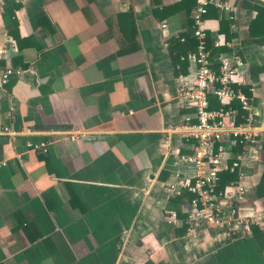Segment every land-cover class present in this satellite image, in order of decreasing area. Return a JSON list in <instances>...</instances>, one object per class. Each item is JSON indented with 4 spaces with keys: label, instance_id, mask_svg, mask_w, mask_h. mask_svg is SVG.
<instances>
[{
    "label": "crops",
    "instance_id": "1",
    "mask_svg": "<svg viewBox=\"0 0 264 264\" xmlns=\"http://www.w3.org/2000/svg\"><path fill=\"white\" fill-rule=\"evenodd\" d=\"M195 5L0 0V46L14 44L0 70L19 69L0 88V264H264V13L254 21L264 0H214L205 20L212 64L233 49L243 58L232 86L263 126L242 166L240 211L256 230L192 235L174 210L186 190L171 193L172 178L194 172L181 159L194 141L174 127L195 121L179 93L182 78L194 80L195 49L177 40L189 35Z\"/></svg>",
    "mask_w": 264,
    "mask_h": 264
},
{
    "label": "built area",
    "instance_id": "2",
    "mask_svg": "<svg viewBox=\"0 0 264 264\" xmlns=\"http://www.w3.org/2000/svg\"><path fill=\"white\" fill-rule=\"evenodd\" d=\"M213 3L214 0H196L190 30L191 36L196 40V47L187 55L196 66L195 76L191 82L182 78L179 90L185 104L194 108L195 121L192 122L186 116L185 123L174 127L185 131L186 136L194 141L192 152L181 157L194 172L189 177L176 173L169 184V190L171 193L186 190L193 194L188 201L184 221L187 231L192 235L203 228L223 226L228 228L227 234L231 236L250 232L251 226L256 222L253 218L247 219L241 215L240 203L248 192L242 166L244 156L249 154L252 145L256 143L263 126L257 122V107L244 93L232 86L242 82L241 74L245 68L239 51L233 49L220 55L217 70L212 68L205 20L208 7ZM217 5L221 9H229L226 3L219 2ZM221 44L219 39L214 41L215 46ZM13 45L9 41L8 45L0 46V57L9 55L8 49ZM18 71L19 69L10 66L1 69L0 88ZM210 93L217 97L219 108L211 107ZM235 100H238L241 110L246 112L242 122L237 120V110L231 104ZM5 129L8 130L6 127ZM35 147L43 151L47 149L44 142ZM4 164L0 161V166ZM223 172L235 173L237 180L220 188L219 180Z\"/></svg>",
    "mask_w": 264,
    "mask_h": 264
},
{
    "label": "trees",
    "instance_id": "3",
    "mask_svg": "<svg viewBox=\"0 0 264 264\" xmlns=\"http://www.w3.org/2000/svg\"><path fill=\"white\" fill-rule=\"evenodd\" d=\"M263 13H264V10L258 12V14H257V16H256V18H255L254 21L260 20L261 17L263 16ZM208 36H209V35H207V45H208L207 47H208V49H210V45L208 44V41H209V40H208ZM181 37H184L183 40H185L186 38H187V39H191V42H192V43H191V45H190L189 47H191L192 49H195V47H196V40H195L194 37L191 36L190 33H189V35H181L180 38H178L177 40H181ZM189 37H190V38H189ZM183 40H182V41H183ZM210 44H211V43H210ZM214 52H215V49L212 51V54H214ZM177 58H178V57H177ZM210 58H211V56H210ZM211 60H212V59H211ZM214 65H215V64H214ZM214 65L212 64V68L217 70V66H214ZM234 87H235V86H234ZM235 180H237V175H236L235 173L223 172V173L221 174V176H220L219 187H220V188H223L224 185H226V184L229 183L230 181H235ZM192 196H193V195L190 194V193L187 192V191H182L179 195H177L176 200L178 201V203H177V204H174V205H175V209H174V210H175L176 215L179 216V217H181L182 220H185L186 217H185V214H183V212L181 211L180 204H181L183 201L190 200ZM176 200H175V201H176ZM183 226H184V228L187 229V224H186V223L183 222ZM256 227H257V226H255V225H252V226H251V228L253 229L254 232H255V230H256Z\"/></svg>",
    "mask_w": 264,
    "mask_h": 264
},
{
    "label": "water",
    "instance_id": "4",
    "mask_svg": "<svg viewBox=\"0 0 264 264\" xmlns=\"http://www.w3.org/2000/svg\"><path fill=\"white\" fill-rule=\"evenodd\" d=\"M46 126L49 127V128H52V129H62V128H64L63 125H46ZM42 128L47 129L45 127H42ZM82 138L85 141H96V140H108L110 138V136H107V135H83Z\"/></svg>",
    "mask_w": 264,
    "mask_h": 264
}]
</instances>
